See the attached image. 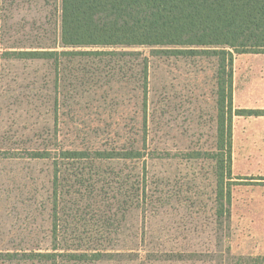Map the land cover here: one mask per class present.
Segmentation results:
<instances>
[{"label": "rangeland", "instance_id": "rangeland-1", "mask_svg": "<svg viewBox=\"0 0 264 264\" xmlns=\"http://www.w3.org/2000/svg\"><path fill=\"white\" fill-rule=\"evenodd\" d=\"M61 15L62 0H0V264H51L30 258L41 251L58 264L264 257V115L234 118L237 185L232 222L221 226L210 163L187 156L213 143L214 60L147 47L80 54L100 49L62 48ZM47 46L71 54L1 58ZM234 70L236 108L264 109V54L235 53ZM147 126L154 159L60 160L56 169L61 149L142 148ZM44 147L51 159L3 153Z\"/></svg>", "mask_w": 264, "mask_h": 264}, {"label": "trees", "instance_id": "trees-1", "mask_svg": "<svg viewBox=\"0 0 264 264\" xmlns=\"http://www.w3.org/2000/svg\"><path fill=\"white\" fill-rule=\"evenodd\" d=\"M59 44L65 49H100L80 52L86 55H137L139 52L118 49L147 47L154 56L214 60L213 143L206 150L193 149L187 156L190 160L203 159L210 163L214 218L217 224L230 227L233 188L237 185L233 173L234 118L264 115V109L236 108L234 104L235 53L264 54V0H62ZM38 48L41 49L6 50L1 58L49 60L71 54L52 50L50 46ZM148 137L147 126L142 148L61 149L56 151L54 163L58 171L60 160L154 159L156 151L149 149ZM3 153L11 158L53 157V150L46 147L9 148ZM56 255L41 251L34 252L30 258L58 264ZM246 258L241 255L238 260ZM248 259L251 261L234 264H264V257L248 256Z\"/></svg>", "mask_w": 264, "mask_h": 264}, {"label": "crops", "instance_id": "crops-1", "mask_svg": "<svg viewBox=\"0 0 264 264\" xmlns=\"http://www.w3.org/2000/svg\"><path fill=\"white\" fill-rule=\"evenodd\" d=\"M234 83H235V80H234ZM235 86V85H234ZM234 89H235V87H234Z\"/></svg>", "mask_w": 264, "mask_h": 264}]
</instances>
